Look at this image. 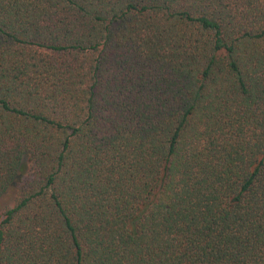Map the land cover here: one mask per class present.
Wrapping results in <instances>:
<instances>
[{
	"label": "trees",
	"instance_id": "obj_1",
	"mask_svg": "<svg viewBox=\"0 0 264 264\" xmlns=\"http://www.w3.org/2000/svg\"><path fill=\"white\" fill-rule=\"evenodd\" d=\"M0 264H264V0H0Z\"/></svg>",
	"mask_w": 264,
	"mask_h": 264
},
{
	"label": "rangeland",
	"instance_id": "obj_2",
	"mask_svg": "<svg viewBox=\"0 0 264 264\" xmlns=\"http://www.w3.org/2000/svg\"><path fill=\"white\" fill-rule=\"evenodd\" d=\"M15 196H16V191L13 189H10V190L4 192L0 196V215H1L3 208L12 204Z\"/></svg>",
	"mask_w": 264,
	"mask_h": 264
}]
</instances>
